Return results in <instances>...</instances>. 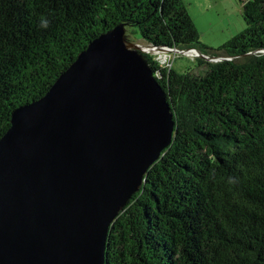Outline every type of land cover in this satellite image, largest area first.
I'll list each match as a JSON object with an SVG mask.
<instances>
[{
	"label": "trees",
	"instance_id": "obj_1",
	"mask_svg": "<svg viewBox=\"0 0 264 264\" xmlns=\"http://www.w3.org/2000/svg\"><path fill=\"white\" fill-rule=\"evenodd\" d=\"M239 3L244 29L213 49L183 0H0V137L119 23L143 44L228 57L176 70L144 54L174 130L111 224L105 264H264V0Z\"/></svg>",
	"mask_w": 264,
	"mask_h": 264
},
{
	"label": "water",
	"instance_id": "obj_2",
	"mask_svg": "<svg viewBox=\"0 0 264 264\" xmlns=\"http://www.w3.org/2000/svg\"><path fill=\"white\" fill-rule=\"evenodd\" d=\"M155 50L170 51L114 25L12 111L0 137V264H105L111 224L172 139L165 89L144 56ZM188 50L228 59L174 51Z\"/></svg>",
	"mask_w": 264,
	"mask_h": 264
},
{
	"label": "rangeland",
	"instance_id": "obj_3",
	"mask_svg": "<svg viewBox=\"0 0 264 264\" xmlns=\"http://www.w3.org/2000/svg\"><path fill=\"white\" fill-rule=\"evenodd\" d=\"M183 2L199 31L200 42L209 48H219L245 27L239 0H183ZM207 5L211 8L205 18L200 13ZM127 37L130 41L138 42L139 40L138 38L135 40L128 33ZM190 59L189 54L178 55L173 66L176 70H183L190 64Z\"/></svg>",
	"mask_w": 264,
	"mask_h": 264
},
{
	"label": "built area",
	"instance_id": "obj_4",
	"mask_svg": "<svg viewBox=\"0 0 264 264\" xmlns=\"http://www.w3.org/2000/svg\"><path fill=\"white\" fill-rule=\"evenodd\" d=\"M163 49H169L170 51L161 52L159 50H155L154 52H148L146 54L154 56L155 57L154 60L157 61L160 65L168 67V68H172L177 56L182 55V54L175 52L174 50H177L175 48H163ZM178 51H181V50H178ZM188 54L191 55V58L197 56L195 52H193V50H188Z\"/></svg>",
	"mask_w": 264,
	"mask_h": 264
},
{
	"label": "clouds",
	"instance_id": "obj_5",
	"mask_svg": "<svg viewBox=\"0 0 264 264\" xmlns=\"http://www.w3.org/2000/svg\"><path fill=\"white\" fill-rule=\"evenodd\" d=\"M49 26V21L47 19H45L44 17L40 18V27L41 28H48Z\"/></svg>",
	"mask_w": 264,
	"mask_h": 264
},
{
	"label": "crops",
	"instance_id": "obj_6",
	"mask_svg": "<svg viewBox=\"0 0 264 264\" xmlns=\"http://www.w3.org/2000/svg\"><path fill=\"white\" fill-rule=\"evenodd\" d=\"M211 8V6L210 5H207L204 9H203V11L200 13V14H203L204 15V17L206 18L207 17V12L209 11V9ZM189 15H190V13H189ZM191 16V15H190ZM192 19V18H191ZM194 23V22H193Z\"/></svg>",
	"mask_w": 264,
	"mask_h": 264
},
{
	"label": "bare ground",
	"instance_id": "obj_7",
	"mask_svg": "<svg viewBox=\"0 0 264 264\" xmlns=\"http://www.w3.org/2000/svg\"><path fill=\"white\" fill-rule=\"evenodd\" d=\"M142 49H147V47H143V46H142Z\"/></svg>",
	"mask_w": 264,
	"mask_h": 264
}]
</instances>
